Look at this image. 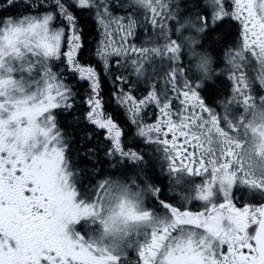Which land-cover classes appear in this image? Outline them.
I'll return each mask as SVG.
<instances>
[{
    "label": "snow or ice",
    "instance_id": "1",
    "mask_svg": "<svg viewBox=\"0 0 264 264\" xmlns=\"http://www.w3.org/2000/svg\"><path fill=\"white\" fill-rule=\"evenodd\" d=\"M0 264H264V0H0Z\"/></svg>",
    "mask_w": 264,
    "mask_h": 264
}]
</instances>
